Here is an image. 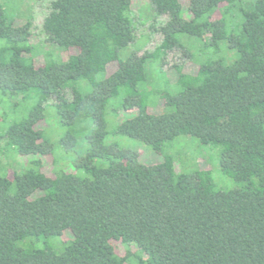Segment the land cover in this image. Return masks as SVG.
<instances>
[{
	"label": "trees",
	"instance_id": "16d2710c",
	"mask_svg": "<svg viewBox=\"0 0 264 264\" xmlns=\"http://www.w3.org/2000/svg\"><path fill=\"white\" fill-rule=\"evenodd\" d=\"M150 1L157 18L167 17L158 29L162 43L123 59L136 39L134 0H54L46 42L69 56L47 52L40 63L32 22L10 23L0 3V125L9 124L0 140L30 159L10 174L0 162V264H264V0L241 10L233 29L225 14L239 0ZM180 35L215 48L224 41L238 57L175 66V88L158 93L164 110L154 113L139 87L146 63L174 50L192 60ZM79 81L91 91L72 86ZM32 100L27 117L10 122L11 106ZM113 100V111L127 114L116 133L156 152L182 135L195 137L219 148L221 171L244 185L217 190L207 169L178 174L170 158L148 165L137 151L106 144ZM59 126L66 149L83 139L87 150L70 169L49 174L59 164L52 143ZM98 159L108 165L97 166Z\"/></svg>",
	"mask_w": 264,
	"mask_h": 264
},
{
	"label": "rangeland",
	"instance_id": "374dc122",
	"mask_svg": "<svg viewBox=\"0 0 264 264\" xmlns=\"http://www.w3.org/2000/svg\"><path fill=\"white\" fill-rule=\"evenodd\" d=\"M53 1L54 0H0L10 23H14L15 21L20 23L27 19H30L32 22V32L34 34L32 43L33 45L35 44L39 46V49L37 50L38 57H40L37 59V62L39 63L45 61V53L47 52L52 53L55 58L62 60H66L69 56V52L64 51L65 49L63 50L55 44L46 42L47 35L44 33L43 23L45 18L51 12V3ZM182 1L184 5L187 4V0ZM253 2L254 0H239L236 8H231L229 10L230 12L225 14V22L230 29L235 28L241 21V10H247ZM132 7V16L134 17L136 24V39L128 49L121 51V57L123 59L127 57L126 53L131 54L135 52L141 56L144 52L152 51L159 46L162 43L163 36L158 29L167 20L166 16H160L158 18L155 16L150 0H134ZM215 16L221 18L222 14L218 11ZM179 38L192 53V60H184L182 51L174 50L167 53L156 62L154 60H148L146 63V80L142 82L139 87L141 94L147 96L148 103L152 106V112L154 113H160L164 110V100L158 95V93L160 91L171 92L175 88L173 84H175L178 76L175 66L182 64L185 69L190 70L198 67V64L201 61L205 62L210 59H221L225 57L226 54L227 56L225 58H228V63H232L238 57V53L235 50L230 49L224 41H221L218 48H215L210 45V43H207V40L202 41L199 38L189 37L188 35H180ZM113 67V64H111L108 69H112ZM106 75L107 73L99 74L97 80H103ZM166 81H170L171 83L169 84ZM72 86L83 92H89L92 89L87 81L72 83ZM67 95L70 98L72 94L71 92H67ZM120 99L119 104L121 102ZM18 104L19 106H17ZM115 104L116 101L113 100L108 105L105 114L108 132L106 136V144L117 145L122 149L137 151L140 155L141 162L148 165L161 163L164 159L170 158L174 163V170L178 174L190 173L199 167L207 169L211 174L217 190L227 191L244 185L221 171L219 148H216L213 145L203 144L195 137L182 135L175 140L167 142L160 152H156L150 145L139 139L130 138L116 133L118 123H120L127 114H122L121 112L119 115L116 114L113 110L117 109L119 105ZM33 105V100L28 106L21 104L20 101H16L14 107L11 106L10 108L11 112H8V119H10L11 122L15 118H26ZM49 110L50 109L48 108L47 112ZM133 115L134 113L131 114V116ZM5 125L7 128L9 124L7 122L6 124H1L0 128H3ZM46 125L49 126V130L51 131L56 127L55 121L52 117L47 119ZM53 135H57L58 138L56 141L52 142L54 145L53 154L54 156L59 155L60 159L58 165L52 168L49 167L46 171L49 174L53 173L52 171L56 172L65 169V167L67 170L70 169L72 160L76 155L79 153L84 155L87 150V145L83 139L79 140L74 151L66 149L61 142L66 135V130L63 127L59 126L58 129L56 128ZM4 145V141L0 140V162L6 166L8 174L22 170L23 167L28 166L30 161L29 158L22 159L21 157H18L16 153L5 148ZM50 161V156L43 158L44 165H48ZM95 164L99 167H106L108 162L104 159H98L95 161ZM29 240L30 239H27L20 244L24 246ZM41 241H51L50 244L54 245L55 242L59 241V238ZM34 246H41V244H36ZM63 247L64 245L61 248L57 247L55 250L61 252L64 249Z\"/></svg>",
	"mask_w": 264,
	"mask_h": 264
}]
</instances>
